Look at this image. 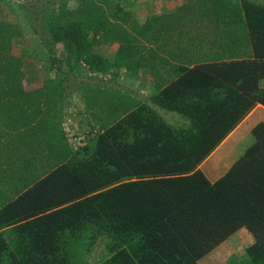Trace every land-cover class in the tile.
Returning <instances> with one entry per match:
<instances>
[{
  "label": "trees",
  "instance_id": "1",
  "mask_svg": "<svg viewBox=\"0 0 264 264\" xmlns=\"http://www.w3.org/2000/svg\"><path fill=\"white\" fill-rule=\"evenodd\" d=\"M47 1L17 2L49 62L40 78L27 72L34 53L0 0V196L15 194L0 206V264H90L99 245L94 264H199L242 227L254 237L249 264H264V121L217 179L198 168L264 106V3L240 0L237 14L209 0L219 26L208 22V39L222 41L220 52L172 64L164 77L146 49L158 17L139 22L125 0ZM107 44L112 56L99 48ZM120 65L152 75L156 91L147 102L117 103L111 121L86 103L99 127L88 120L81 142H70L62 101L72 78L81 67L106 76ZM156 106L180 119L169 123Z\"/></svg>",
  "mask_w": 264,
  "mask_h": 264
},
{
  "label": "rangeland",
  "instance_id": "2",
  "mask_svg": "<svg viewBox=\"0 0 264 264\" xmlns=\"http://www.w3.org/2000/svg\"><path fill=\"white\" fill-rule=\"evenodd\" d=\"M27 1V0H8V4L4 5L3 14L9 19H12L18 22L23 31V37L20 44L28 48L34 53L33 56H29L25 59V68L30 74H35L36 76H42L46 73L49 68V62L46 58V53L43 49V45L40 40V36L32 27V24L28 16L24 11L19 7L17 2ZM47 3V0H41ZM51 1V0H49ZM127 1V0H125ZM209 0H177L171 4L175 9L168 14V32L172 33L174 36V52L173 55H170L168 59L163 57H158V60L162 61L171 60V63L165 64L159 70L158 66L155 68L153 64V70L157 75L163 74L164 77H169V74H164L165 69L172 72L171 68L173 65H178L182 61H188V59H210L212 56H208L210 53L214 54L218 51L216 44L211 42V34L206 35L207 31L213 32L212 26L208 27V22L213 21L216 14L215 7L213 3H209ZM224 3H228L229 10H235L236 13H239V2L240 0H222ZM257 3H264V0H252ZM129 6L132 3L133 10L132 16L138 21L143 20L146 16H149L152 13H156L159 9L158 4L155 0H128ZM172 8V9H173ZM216 24V21H213ZM36 24V23H35ZM36 26H38L36 24ZM215 26H219L217 23ZM221 28V23L220 27ZM239 30V34L241 29ZM180 32L179 34L176 32ZM217 31V30H214ZM166 38L161 34V38ZM218 38V35H217ZM232 42H230V45ZM115 45L107 44L100 46V50L103 55H113L115 50ZM14 50L18 51V45L15 44ZM186 53V55L178 56V54ZM245 55V54H244ZM149 52L145 54V58H148ZM246 56V55H245ZM242 56V57H245ZM181 58V59H180ZM182 60V61H181ZM171 64V65H170ZM173 64V65H172ZM78 69V68H77ZM112 71H115L114 74H91L85 67H81L80 71L78 69L79 75H76L72 78L71 85V94L67 96V92H64V99L62 101L63 112L72 115L70 120H67L68 124H65L66 127H70L74 131L72 138L74 137V143H78V136H82L84 129H86V121L88 120L99 127V124L96 123L91 115L84 116L86 114V103L94 102L91 110L98 115H110L108 116V121H111L112 115L121 113V108L116 111L115 105L120 103L127 107L128 105L138 104L139 102L148 101V96L145 94L138 93L136 91L137 87H140V81H137V73L132 72L135 69L134 66L127 68L125 66H112ZM145 71V70H143ZM38 74V75H37ZM146 76L151 78L152 75L149 73H144ZM144 77V75H142ZM152 79V78H151ZM143 80V79H142ZM146 80V78H144ZM149 84V83H148ZM147 84V85H148ZM260 86L264 87V77L260 79ZM98 85L99 87H94ZM136 88V89H135ZM154 88V90H153ZM151 88V92H155L156 88ZM150 94V93H149ZM145 95V96H144ZM85 99V100H84ZM89 102H87V101ZM157 112L164 117L166 121L173 124V122H178L180 119L179 115L176 112L168 111L160 107H155ZM112 112H114L112 114ZM69 118V117H68ZM106 119V117H104ZM253 120V118H251ZM107 122V120H104ZM90 127V125L88 126ZM94 127V132L97 131V128ZM82 133V134H81ZM85 137V135H84ZM253 141V136L251 135L250 130L245 132V136L240 142L239 146L236 148L237 151H243L251 142ZM15 194H10L9 191H6L0 196V206L7 202L9 199H12ZM254 242L253 235L245 228L242 227L226 240L221 242L219 245L214 247L209 253L204 255L198 260L199 264H249L250 258L247 254V247ZM103 245H99L95 248L94 252L90 257V264H94L98 261L102 254L104 253Z\"/></svg>",
  "mask_w": 264,
  "mask_h": 264
},
{
  "label": "crops",
  "instance_id": "3",
  "mask_svg": "<svg viewBox=\"0 0 264 264\" xmlns=\"http://www.w3.org/2000/svg\"><path fill=\"white\" fill-rule=\"evenodd\" d=\"M128 1V0H127ZM126 1V2H127ZM177 0H155V2L158 4L159 9L156 11V13H152L149 16H146L143 20L139 22H144L145 19L149 17H158L159 18V26H154L155 28H158L157 33V40L151 42V44L146 45V49L148 47H151L152 49V56H153V63L154 67L156 68L158 66L159 70L162 66L165 64L171 63L172 59L161 62V59L158 60V57H163L164 59H168L170 55H173L174 52V36L172 33H166L168 32V14L171 13V11H174L175 9L171 6L173 2ZM128 2V6H129ZM129 10L132 9V3L130 7H127ZM173 8V9H172ZM133 10H130L132 12ZM133 13V12H132ZM131 13V14H132ZM139 20V19H137ZM179 34L180 32H176ZM161 34L163 36H166V38H161ZM211 34L207 31L206 35ZM160 36V38H159ZM173 40V41H172ZM218 42H222L221 40H215L214 43L217 45ZM233 42L238 43V40H232ZM222 44V43H221ZM218 49V48H217ZM218 52H220V49H218ZM186 55V53L178 54V56ZM160 57V58H161ZM171 65V64H170ZM144 73H147L146 71L140 70L137 73V81H140L141 85L140 87H137L136 91L141 94H145L149 97V93H151V86L150 83L152 79L149 76H146ZM144 75V77H142ZM146 78V80H144ZM143 79V80H142ZM149 83V84H148ZM148 84V85H147ZM145 96V95H144ZM86 116V114H83ZM71 114H65L62 120V124L65 127L68 139L70 142L73 141L74 137L72 138V135H75L74 133H70L71 131H74L70 127H66L65 124L67 123V120L71 119ZM69 117V118H68ZM253 118V120H251ZM258 121H264V106L261 104H256L251 111L244 117V119L228 134V136L208 155V157L202 161L198 168L205 174V176L208 178L209 181H214L217 179L220 175H222L227 168L231 165V163L244 151H237L236 149L240 142L242 141L243 137L245 136V132L248 130H251L252 126L257 123ZM87 122V121H86ZM86 130L88 129V125L85 126ZM82 134V133H81ZM78 143L81 142L82 138L81 136H78ZM236 232V231H235ZM232 235V234H231ZM230 235V236H231Z\"/></svg>",
  "mask_w": 264,
  "mask_h": 264
}]
</instances>
